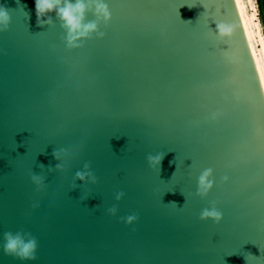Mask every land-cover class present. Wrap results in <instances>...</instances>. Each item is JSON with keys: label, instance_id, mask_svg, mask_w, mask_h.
I'll return each mask as SVG.
<instances>
[{"label": "water", "instance_id": "95a60500", "mask_svg": "<svg viewBox=\"0 0 264 264\" xmlns=\"http://www.w3.org/2000/svg\"><path fill=\"white\" fill-rule=\"evenodd\" d=\"M104 2V38L69 50L55 12L39 27L35 0H0V246L38 241L0 264H264V79L239 0ZM85 163L97 183L72 189ZM213 205L218 224L200 219Z\"/></svg>", "mask_w": 264, "mask_h": 264}, {"label": "clouds", "instance_id": "9594fccd", "mask_svg": "<svg viewBox=\"0 0 264 264\" xmlns=\"http://www.w3.org/2000/svg\"><path fill=\"white\" fill-rule=\"evenodd\" d=\"M35 11L37 17V26L43 27L44 25H53L55 21L52 16L49 15L55 12L56 18L60 21L61 27L64 29L66 35L64 37L65 46L69 50L82 48L83 41L97 38L103 39L105 32L101 30V24L107 26L111 21L112 14L110 8L104 0H35ZM91 13L95 17L93 20H87V14ZM190 22V21H189ZM11 23V15L9 9L3 5H0V32L7 31ZM67 149H56L52 153L54 159L58 161L54 168L48 166L47 170L52 171H64L65 164L60 162L63 155H67ZM165 153H157L155 155L148 154L146 160L148 165L159 174L161 171V165ZM171 163V162H170ZM42 169L45 165H39ZM84 170L76 171L72 189L77 186L75 182L77 180L81 182H91L92 184L97 183L96 176L90 171V164L85 163L83 166ZM175 174V173H174ZM173 174V175H174ZM213 169H205L198 177L196 195L205 197L214 186ZM227 181L228 177L223 178ZM32 182L37 185L38 189L45 187L44 176L31 174ZM125 194L118 192L115 196L117 201L121 200ZM85 196L81 201L87 199ZM176 204V202H170ZM177 205V204H176ZM38 207V205H34ZM109 213L115 215L117 208L113 206L110 208ZM125 222L132 224L137 216L135 214L128 215ZM201 220L211 219L215 223H220L223 219V214L217 210L215 205L210 209L205 208L200 214ZM4 243L2 250L5 255L12 256L21 261H34L37 259L36 252L38 249V241L29 232L23 230L12 233L11 231L4 233ZM249 256H251L249 254ZM248 260V257H246Z\"/></svg>", "mask_w": 264, "mask_h": 264}, {"label": "bare ground", "instance_id": "6f19581e", "mask_svg": "<svg viewBox=\"0 0 264 264\" xmlns=\"http://www.w3.org/2000/svg\"><path fill=\"white\" fill-rule=\"evenodd\" d=\"M241 8H242V12L246 21V25L250 34V38L254 47V51L261 69V73L264 79V42L263 39L261 38V36L258 33V26L257 28L255 27V25L253 24V20L252 18L249 16L248 14V9L250 7L249 0H239ZM253 3V2H252ZM252 9V8H250Z\"/></svg>", "mask_w": 264, "mask_h": 264}, {"label": "rangeland", "instance_id": "374dc122", "mask_svg": "<svg viewBox=\"0 0 264 264\" xmlns=\"http://www.w3.org/2000/svg\"><path fill=\"white\" fill-rule=\"evenodd\" d=\"M253 2V3H252ZM250 7L248 9V14L249 16L252 18L253 20V24L255 25V27L257 28L258 26V33L261 36V38L263 39L264 42V24L262 22V17H261V13L259 10V5H258V1L257 0H249ZM252 8V9H250ZM257 25V26H256Z\"/></svg>", "mask_w": 264, "mask_h": 264}, {"label": "trees", "instance_id": "16d2710c", "mask_svg": "<svg viewBox=\"0 0 264 264\" xmlns=\"http://www.w3.org/2000/svg\"><path fill=\"white\" fill-rule=\"evenodd\" d=\"M258 1V0H257ZM259 5V4H258ZM263 6H264V0H263ZM262 17V16H261ZM262 22H263V24H264V21H263V19H262Z\"/></svg>", "mask_w": 264, "mask_h": 264}]
</instances>
